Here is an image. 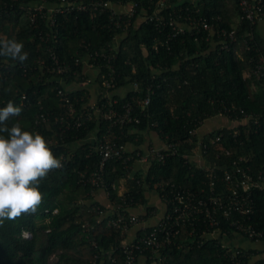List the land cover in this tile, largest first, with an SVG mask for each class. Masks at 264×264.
I'll list each match as a JSON object with an SVG mask.
<instances>
[{"label": "trees", "instance_id": "1", "mask_svg": "<svg viewBox=\"0 0 264 264\" xmlns=\"http://www.w3.org/2000/svg\"><path fill=\"white\" fill-rule=\"evenodd\" d=\"M60 1L0 0V39L22 42L28 53L23 64L0 57V108L9 101L22 107L20 116L10 119L8 126L18 123L22 131L39 133L53 155L63 161L62 168L51 170L41 181L38 210L0 224V264H128L121 245L122 228L108 223L116 217L109 209L125 202L128 209L123 212L146 207L145 214L139 213L146 220L155 208L149 205L148 192L159 193L164 201L162 195L172 183L207 187V171L185 155L193 153L200 140L209 143L211 137L223 132L222 144L231 148L234 156L246 154L254 171L264 168V78L246 75L258 54H264V36L257 31V23L242 17L239 0H112L134 2L135 14L75 7L55 11L53 19L44 15L48 14L47 6H37ZM198 15L209 19L222 16L219 25L235 28L236 40L222 47L206 38V30L196 28L170 36L175 32L169 23L172 18L189 22ZM249 30L254 33L252 41L246 40ZM96 51L100 52V70L92 81L100 84L110 76L107 90L111 98L105 96V90L91 101L84 60ZM104 52L114 55L112 66L107 65ZM57 63L69 69L51 70ZM58 87H63L76 103L75 117L90 116L81 126L63 130L64 121L56 120V114L67 116L69 111ZM147 92L150 100L143 106L139 99ZM128 103L140 121L110 126L111 120L103 112L111 106L122 110ZM95 105L102 107V114L95 111ZM220 113L239 120L245 114L253 118L203 134L195 132L200 119ZM42 114L48 118L44 120ZM233 128H239L241 134L234 137ZM147 129H155L165 140L174 142L176 153L168 154L163 161L153 157L147 170H137L133 168L137 150L127 147L126 155L132 158L126 162L123 157L107 159L105 189L91 190L90 183L81 180V173L96 168L101 159L90 135L118 134L127 144L136 136L142 141V132ZM0 135L7 138L6 133ZM217 150L215 145L210 146L208 158L214 159ZM100 188L109 191L111 205L96 200L95 191ZM252 195L254 210L248 221L264 232V188L254 189ZM101 209L108 212L102 215ZM86 221L90 228L83 226ZM154 223L137 226L139 236L151 230ZM203 225L194 229L182 225L180 235L165 249L168 264L231 263L219 237L202 236L203 229L210 227ZM222 226L233 237L235 228L227 220ZM24 230L32 235L26 237ZM138 252L147 256L149 264L150 248ZM253 252L246 251L243 258L248 260ZM140 260L138 257L137 264H143ZM257 262L264 264L263 259Z\"/></svg>", "mask_w": 264, "mask_h": 264}, {"label": "built area", "instance_id": "2", "mask_svg": "<svg viewBox=\"0 0 264 264\" xmlns=\"http://www.w3.org/2000/svg\"><path fill=\"white\" fill-rule=\"evenodd\" d=\"M242 17L247 18L252 24H256L264 20V1L263 0H239ZM38 8L42 9L43 6H47L49 11L48 14H44L48 19H53L54 12L59 10H66L72 8L78 9H92L96 10H111L112 14L126 13L134 15L136 12V6L134 2H113L112 0H82V1H69L61 0L60 2L47 3L42 2L37 5ZM150 15V14H149ZM148 16V14H147ZM158 17V16H157ZM222 16L218 15L209 19L207 16L198 15L192 17L189 22H179L176 19H171L170 24L173 25L175 32L170 36L182 32L187 28L203 29L206 30L207 39L213 40L214 44L219 43L222 47L229 46L231 41L236 40L237 34L236 29H229L226 26H220L219 20ZM120 18V16H119ZM150 18H155L154 15H150ZM160 18V17H159ZM163 19V18H162ZM120 20H116V24L120 25ZM166 22V21H164ZM163 22V23H164ZM248 38L246 40L252 41L254 33L249 30ZM156 46V45H155ZM104 58L107 59V65L112 66L110 60L114 57L112 54L103 53ZM100 52L96 51L95 54H91L84 60L85 72H88L87 82H93L94 76H97ZM56 59V56L53 55ZM93 73L92 70L96 69ZM69 69V66L65 64H56L51 70H57L59 72H65ZM246 75L254 76L256 78H264V54L259 53L255 63L246 69ZM62 81V80H61ZM75 86L76 84L73 83ZM100 85L106 90L105 96L110 99L109 91L107 87L111 85V79L105 77L100 81ZM136 85V84H134ZM70 88V85H69ZM58 93L62 96L63 100L68 104V114L55 115L56 120L64 121L63 130L71 129L74 127L81 126L85 123L87 118L90 116L87 114H80L75 117L76 103L70 95L66 93L63 87H58ZM150 100V93L147 92L143 99H139V102L144 106ZM116 101V100H115ZM110 103V102H109ZM111 104V103H110ZM95 111L102 112L103 109L100 105L94 106ZM227 109V107H226ZM102 114V113H101ZM106 118L111 120L110 126H123L132 122H139L140 117L133 113L132 105L125 104L122 110L111 106L109 110L103 112ZM206 116L204 119L199 120L200 126L204 125L208 120ZM42 118L46 120L48 116L42 114ZM231 118V117H230ZM253 118L251 114H245L242 120L236 117L234 119L236 123L243 122ZM255 122L257 118L253 119ZM195 128V132L199 130ZM241 134L239 128H233V136L237 137ZM223 132L211 137L208 142L199 141V146L193 153H185L188 161L195 164L198 167H202L207 171V175L210 178L209 185L201 188L185 187L172 183L169 185V189L166 194L162 195L166 203V210L160 219L152 224V229L146 231L140 235L137 232V227L145 226V219L138 212L129 211L123 212L125 208L128 209L126 202L120 204L118 207H112L110 212L116 214L115 218L109 220V224H113L117 227L122 228L124 236L122 247L126 256L128 264H137L138 257L141 258V262L146 264L147 256L140 254L139 252L150 248L152 253L150 254L149 264H168L167 255L165 249L170 245L173 239L177 238L181 231L182 225H192L193 229L204 224L205 227L202 231V236L205 239L216 237L220 238L223 246L227 247V253L230 255V264H248L244 255L246 250L241 247L231 246L225 237L229 236L228 231L223 229V224L227 220L228 224L235 228V233H239L253 240H264V232L255 227L253 223L248 221V216L254 210V198L253 190L256 188H264V168L257 171L252 170L248 163L249 157L246 154H240L238 156L233 155V150L222 144ZM93 139L96 142V147L101 153V159L96 168L81 173V180L87 184L90 183L91 190L97 187L106 188L103 173L105 170L106 161L109 157H123L126 162L132 155H126L127 144L122 142L118 138V134L113 137L109 136L106 132L101 136L95 135ZM240 142L243 143V140ZM174 142L165 140L162 146L151 145L148 147L146 152L136 151L138 160L149 163L153 157L158 160H165L168 154H174L178 150ZM215 145L217 151H215L214 159L209 156L210 146ZM63 163L62 160H60ZM223 161V162H222ZM219 181L222 182L223 186L219 188ZM106 194H109L108 190H105ZM99 207V206H98ZM141 207V206H140ZM131 207H129L130 210ZM101 214L104 215L108 212L106 209L100 210ZM101 215V216H102ZM203 225V226H204ZM83 226L87 229L92 226L88 221L83 223ZM23 234L26 237H30L32 234L29 230H24ZM149 258V257H148ZM264 260V259H263Z\"/></svg>", "mask_w": 264, "mask_h": 264}, {"label": "clouds", "instance_id": "3", "mask_svg": "<svg viewBox=\"0 0 264 264\" xmlns=\"http://www.w3.org/2000/svg\"><path fill=\"white\" fill-rule=\"evenodd\" d=\"M0 57L23 64L28 53L22 42L0 39ZM22 110L12 101L0 108V133L7 134L0 135V224L35 213L42 203L41 181L63 167L39 133L22 131L18 123L8 126Z\"/></svg>", "mask_w": 264, "mask_h": 264}, {"label": "crops", "instance_id": "4", "mask_svg": "<svg viewBox=\"0 0 264 264\" xmlns=\"http://www.w3.org/2000/svg\"><path fill=\"white\" fill-rule=\"evenodd\" d=\"M257 31L264 36V20L257 23ZM90 94H91V101L96 100L97 96L100 93L104 92L105 89L98 84L97 82H91L89 85ZM125 91V90H124ZM207 122L200 126L199 132L200 134L205 133L207 130H211L213 128H218L222 126H233L236 124L234 119H231L229 116L220 113L216 115H212L207 118ZM143 139L140 140V137L136 136L133 141L127 142V147L131 150H140L141 152H146L148 147L151 145L155 146H162L165 142V138L155 129H147L142 132ZM95 134L90 135L89 138L93 140ZM147 162L140 161L136 159L133 162L134 169H146L147 170ZM146 167V168H145ZM149 195V205L155 206L154 210L151 211L153 214L146 218V223H154L156 222L159 217L164 214L166 205L165 202L161 199L159 193L150 191L147 193ZM95 198L99 200L101 203H105L106 205H111L110 199L106 194L104 189H98L95 191ZM134 212L138 213H146V207H136L133 208ZM137 227V226H136ZM225 240L231 246L241 247L244 250L248 251L250 249L254 250V252L250 255V259L248 260V264H258V260L264 259V240H253L246 236H243L239 233H234L233 237L227 236Z\"/></svg>", "mask_w": 264, "mask_h": 264}]
</instances>
